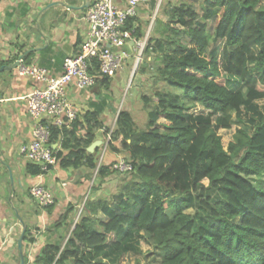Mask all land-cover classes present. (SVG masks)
I'll use <instances>...</instances> for the list:
<instances>
[{
    "label": "trees",
    "instance_id": "16d2710c",
    "mask_svg": "<svg viewBox=\"0 0 264 264\" xmlns=\"http://www.w3.org/2000/svg\"><path fill=\"white\" fill-rule=\"evenodd\" d=\"M261 4L168 3L166 20H157L144 52L156 64L157 78L173 91L155 93L158 101L148 111L146 128L139 130L125 109L114 129H108L102 117L104 97L82 117L52 128L51 144L61 143L56 152L61 167L85 166L91 173L99 148L93 153L87 148L99 130L109 136L110 154L98 167L94 192L112 174L117 155L127 153L133 170L110 197L88 198L65 244H47L38 264H116L125 253L139 251L142 239L160 254L157 264H264ZM142 25L134 16L125 28L140 39ZM30 56H23L26 64H31ZM7 64L0 60V67ZM97 69L96 64L91 71L96 75L91 90L101 96L112 78L100 76ZM143 100L146 105L151 101ZM197 107L202 111H195ZM244 113L257 115L254 126L245 125ZM160 118L165 120L162 126ZM234 124L241 127L225 147L218 132ZM28 171L46 173L36 164ZM72 211L68 207L56 225L65 222L70 230Z\"/></svg>",
    "mask_w": 264,
    "mask_h": 264
},
{
    "label": "crops",
    "instance_id": "0c3cea01",
    "mask_svg": "<svg viewBox=\"0 0 264 264\" xmlns=\"http://www.w3.org/2000/svg\"><path fill=\"white\" fill-rule=\"evenodd\" d=\"M94 1L0 0V60L12 65L31 54V64L45 67L53 75L61 73L65 59L79 51L87 35L85 15ZM157 2L147 0L140 9V21ZM38 86L40 82L19 76L16 69L0 72V264H20L18 239L22 233L25 264H38L47 244H65L78 221V211L80 214L88 198H95L90 194L92 173L85 166L63 168L58 160L48 173L28 171L34 163L21 153V147L31 142L35 119L22 97ZM68 97L79 117L100 101L91 88L80 90L74 84L68 88ZM107 110L108 101L102 113L104 123ZM53 147L55 153L61 150L60 141ZM36 184L52 190L54 205L38 206L31 198L30 188ZM68 207H73L67 221L72 224L70 230L65 222L56 225Z\"/></svg>",
    "mask_w": 264,
    "mask_h": 264
},
{
    "label": "built area",
    "instance_id": "2783aa9c",
    "mask_svg": "<svg viewBox=\"0 0 264 264\" xmlns=\"http://www.w3.org/2000/svg\"><path fill=\"white\" fill-rule=\"evenodd\" d=\"M146 2L95 0L86 11L87 35L79 51L65 59L63 70L57 75L45 67L26 64L23 58L17 59V74L40 82V86L22 97L35 124L32 140L21 147V153L46 173L58 161L51 144L52 128H61L78 116L68 97L69 86L74 84L80 90H87L96 83V75L91 72L96 64L100 76L113 78L126 64L130 52H138V57L141 56L143 40L147 36L136 38L131 30L125 28V24L128 18L139 16ZM112 170L128 173L133 166L125 160H118L112 165ZM30 196L42 207L56 202L52 190L42 184L32 186Z\"/></svg>",
    "mask_w": 264,
    "mask_h": 264
},
{
    "label": "rangeland",
    "instance_id": "374dc122",
    "mask_svg": "<svg viewBox=\"0 0 264 264\" xmlns=\"http://www.w3.org/2000/svg\"><path fill=\"white\" fill-rule=\"evenodd\" d=\"M180 2L181 0H158L156 7L149 9L148 15L142 21L144 33L143 38L146 36L147 38L143 40L144 44L141 56L138 57V52H130L127 49V51L130 52V57L128 58L126 64L122 69H120L116 76L112 78L113 83L111 87L109 89L104 88L101 90L100 97H104L108 101V117H106L105 120V126L108 129H114L118 113L125 109L132 113L134 120L136 121L137 128L139 130L145 129L148 120V111L158 101L155 93L163 88L173 91L171 88H167L166 85L157 78V74L155 72L156 64H154L152 57L146 56L144 51L149 37L154 33L157 20H166L164 9L168 6V3L176 5ZM261 5H264V0H262ZM143 97H148L151 101L146 105ZM259 104L264 110V100L260 101ZM195 111L200 112L202 109L197 107ZM250 116L251 115L245 113L243 114L245 125L249 123L250 126H254L257 122V115H252V119H250ZM164 121L165 120L163 118H160L158 125L162 126ZM238 127L241 126L234 124L231 129L219 130L218 133L221 135L225 147H227L228 143L233 139V135L237 131ZM96 139L101 140L102 144L98 147L97 168L92 171V182L94 185L99 183V179L96 176L98 167L100 164L105 162L106 156L110 154V149L108 147L109 136L103 134V130H99L97 132ZM117 159L119 161L125 160L127 163H131L127 153L120 154ZM131 177L132 176L129 173H117L113 171L112 174L105 179V182L101 185V187H99V189L95 192L92 190L90 194L91 196L94 194L92 197L95 198H108L116 193L119 188H121ZM205 183H207V181ZM86 194L88 195L89 192ZM189 212H193V210H189ZM80 214L78 211L77 220L79 219ZM100 217L105 218L102 214ZM160 259V254L157 253V251L148 242L142 239L140 241L139 251L125 253L120 257L116 264H157Z\"/></svg>",
    "mask_w": 264,
    "mask_h": 264
},
{
    "label": "water",
    "instance_id": "95a60500",
    "mask_svg": "<svg viewBox=\"0 0 264 264\" xmlns=\"http://www.w3.org/2000/svg\"><path fill=\"white\" fill-rule=\"evenodd\" d=\"M51 6L52 5H49L48 8ZM20 58H23V56H21ZM18 65H19V61L17 60L12 65L1 66L0 72L15 70L18 67ZM101 144H102V141L97 139L87 148V151L90 153H93L96 150V148H98ZM23 240H24V233H22V235L18 239V248H19V252H20V264H25V256L23 253Z\"/></svg>",
    "mask_w": 264,
    "mask_h": 264
}]
</instances>
